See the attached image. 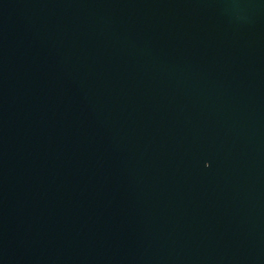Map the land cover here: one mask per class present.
I'll use <instances>...</instances> for the list:
<instances>
[{"label": "water", "instance_id": "95a60500", "mask_svg": "<svg viewBox=\"0 0 264 264\" xmlns=\"http://www.w3.org/2000/svg\"><path fill=\"white\" fill-rule=\"evenodd\" d=\"M0 264H264V0H0Z\"/></svg>", "mask_w": 264, "mask_h": 264}]
</instances>
